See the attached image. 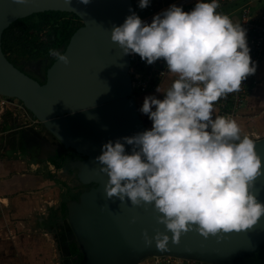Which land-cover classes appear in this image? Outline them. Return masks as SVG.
Here are the masks:
<instances>
[{"label":"clouds","instance_id":"obj_1","mask_svg":"<svg viewBox=\"0 0 264 264\" xmlns=\"http://www.w3.org/2000/svg\"><path fill=\"white\" fill-rule=\"evenodd\" d=\"M150 3L139 0L138 6L145 9ZM219 7V0H196L191 11L172 4L150 24L130 9L131 15L111 31V41L123 54H138L148 65L163 59L175 79L166 89L157 87L163 99L144 98L139 111L151 128L104 143L95 160L109 178L107 198L153 206L172 243L194 227L207 238L251 229L264 216V203L253 191L264 175L256 142L241 135L235 119L214 115V102L239 91L258 67L246 30ZM49 53L57 62L70 63L65 52ZM126 145L132 146L130 152ZM166 232L149 236L145 231V245L154 240L166 249Z\"/></svg>","mask_w":264,"mask_h":264},{"label":"water","instance_id":"obj_2","mask_svg":"<svg viewBox=\"0 0 264 264\" xmlns=\"http://www.w3.org/2000/svg\"><path fill=\"white\" fill-rule=\"evenodd\" d=\"M133 0H0V95L14 98L63 146L86 159L71 163L77 181L94 185L66 204V215L82 254L78 264H140L150 257L171 256L202 264H264V216L251 229L202 236L195 227L172 243V233L158 224L153 206H133L108 199V177L95 158L102 145L148 128L144 125L129 75L131 56L111 41ZM45 12L77 16L83 23L63 52L70 63L55 61L40 82L14 65L3 50V34L15 22ZM264 166V138L254 140ZM126 145V151H131ZM264 170V167H262ZM254 194L264 203V175L254 182ZM133 219L135 222L133 223ZM166 232V249L148 246L143 233Z\"/></svg>","mask_w":264,"mask_h":264},{"label":"rangeland","instance_id":"obj_3","mask_svg":"<svg viewBox=\"0 0 264 264\" xmlns=\"http://www.w3.org/2000/svg\"><path fill=\"white\" fill-rule=\"evenodd\" d=\"M172 1L174 0H151L150 6L145 9L139 8V0H133V4L136 14L142 17L153 15ZM241 6H249L255 13L264 12V0H240L238 4L229 6L228 9L238 11ZM71 18L72 15H69L63 20L68 21ZM234 19L236 22L239 21V11L236 12ZM35 20L38 21L39 17H35ZM75 22L77 25H81L82 21ZM65 48L66 46H62L56 50L63 52ZM8 55L18 68L40 82L45 80L46 70L51 61L55 59L50 54L39 56V52L26 50L20 46L15 47ZM171 77L163 80L160 84L161 89L170 86L172 79H175V74ZM148 95H155L157 98L163 99L162 93H157L156 90L151 91L141 97L138 111L143 105L144 98ZM139 114L144 125L150 129L152 122L148 116L140 111ZM10 115L7 116L12 119L13 117ZM214 115L216 114L214 113ZM9 117L6 118L8 126L5 125V131L11 130V132L9 131L8 135L0 136V158L6 156L8 159L29 161L40 171H43L44 177L50 174L55 176L44 183L41 190L34 193L36 200L41 204L36 203L38 209L33 214L23 209L18 211L15 208L6 213L9 223V226L6 227V264H68L65 258L64 242L73 239V233L66 215L65 205L78 199L83 190L78 185L79 183L73 180V177L64 174L63 170L57 171L48 161L49 157H53L64 148L45 127L42 126V129L35 131L38 133L34 134L33 129H26L23 124L15 122L16 124L11 126L8 123ZM16 119L19 118L13 120ZM235 120L241 128L242 136H249L253 140L264 138V68L248 102ZM23 196H27V193ZM54 201L56 202L54 203ZM50 202L52 204L49 205ZM47 231L46 236L44 234ZM60 236L64 237V240L60 239ZM41 244L45 245L43 248L47 252L37 251L35 253L33 249H40Z\"/></svg>","mask_w":264,"mask_h":264},{"label":"built area","instance_id":"obj_4","mask_svg":"<svg viewBox=\"0 0 264 264\" xmlns=\"http://www.w3.org/2000/svg\"><path fill=\"white\" fill-rule=\"evenodd\" d=\"M240 0H219L218 12L229 16L234 24L241 25L247 32V41L251 49L250 55L257 62L258 67L254 75L249 76L242 82L239 91L227 94L214 102V113L219 116H226L237 119L239 113L248 102L255 86L258 84L259 75L264 68V12L255 13L249 6H241L239 11V21H235L236 11H230L229 6L238 4ZM172 4L182 6L184 11H191L196 4V0H174L163 6L153 15L141 18L147 23H151L153 17L168 9ZM131 67L129 75L132 80V95L136 99L157 89L163 80L170 74L167 73L166 62L161 59L152 65L146 64L138 54H131ZM10 112L14 117H21L26 129L40 131L42 123L35 119L25 108L22 102L17 99L0 95V115ZM140 264H202L196 261L175 258L171 256L150 257Z\"/></svg>","mask_w":264,"mask_h":264},{"label":"crops","instance_id":"obj_5","mask_svg":"<svg viewBox=\"0 0 264 264\" xmlns=\"http://www.w3.org/2000/svg\"><path fill=\"white\" fill-rule=\"evenodd\" d=\"M171 75L173 74H169L166 78H172ZM143 96L136 98L137 105H139L140 99ZM9 114L12 115V119L7 116ZM8 117L10 118L8 123L11 126L16 123L23 124L24 122L21 117L13 120L17 117H14L10 112H6L3 115L1 114L0 136L8 135L9 131L11 132V130L5 131V125L8 126L6 122V118L8 119ZM33 133L37 134L38 132L33 131ZM38 170L39 168L35 167L34 164H31L29 161H20L15 158L8 159L6 156L0 158V264H6V227L9 226L7 220L8 215L6 213L11 212L12 209L15 208L18 211L23 209L33 214L38 209L36 203L41 204V202L36 200V195L34 193L41 190L44 183L51 180L47 176L44 177L43 171ZM25 193H27V196H23ZM55 202L56 201H54V203ZM50 204H52V202H50L49 205ZM47 234L48 231L44 235L47 236ZM43 246L45 245L41 244L40 249H33V251L35 253L37 251L43 252L45 251ZM46 252L47 251L43 253Z\"/></svg>","mask_w":264,"mask_h":264},{"label":"trees","instance_id":"obj_6","mask_svg":"<svg viewBox=\"0 0 264 264\" xmlns=\"http://www.w3.org/2000/svg\"><path fill=\"white\" fill-rule=\"evenodd\" d=\"M69 15H72V18L64 21L63 18ZM35 17H39V20H35ZM143 17L146 16L140 18ZM75 21L80 22V19L73 14L62 12H45L19 20L11 25L3 34L4 53L10 60L9 52L15 47L20 46L26 50L39 52V56H48L50 49L68 45L72 35L83 25L82 22L81 25H77ZM55 61L56 59H53L49 67ZM68 158L64 156V153L57 152L53 157H49L48 161L57 171L63 170L68 166L69 173H74L75 170L69 167ZM54 176V174H50L47 177L51 178ZM73 246V254H77L79 250L75 245Z\"/></svg>","mask_w":264,"mask_h":264},{"label":"flooded vegetation","instance_id":"obj_7","mask_svg":"<svg viewBox=\"0 0 264 264\" xmlns=\"http://www.w3.org/2000/svg\"><path fill=\"white\" fill-rule=\"evenodd\" d=\"M42 82H44V81H42ZM58 152H62V153H64L65 157H69L68 158L69 167H71L70 165L73 162L84 161L86 159L85 157H83V156H81L79 154H76V153H74L72 151L68 152L66 154L65 150L63 149L62 151H58ZM67 167L68 166H66L63 169V172H65L64 174L68 175L69 177H73V180H75L77 183H79L77 181L76 171L74 173H69V170L67 169ZM78 185H80V187L82 188L83 191L89 190L91 187L94 186L93 184L92 185H88V186H84V185H81L80 183ZM76 200L77 199H75V201ZM71 231H72V229H71ZM72 233H73V231H72ZM60 239L64 240V237L60 236ZM64 245H65V253H66L65 258H66L67 263L68 264H78L79 261L82 259V254L80 253V251L77 254H73V249H74L73 245H75L77 247L76 240H75V237H74V233H73V239H71V240H69L67 242H64Z\"/></svg>","mask_w":264,"mask_h":264}]
</instances>
